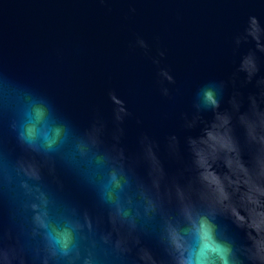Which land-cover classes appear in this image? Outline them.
Listing matches in <instances>:
<instances>
[{"label":"water","instance_id":"95a60500","mask_svg":"<svg viewBox=\"0 0 264 264\" xmlns=\"http://www.w3.org/2000/svg\"><path fill=\"white\" fill-rule=\"evenodd\" d=\"M197 215L264 264V0H0V264H178Z\"/></svg>","mask_w":264,"mask_h":264},{"label":"clouds","instance_id":"9594fccd","mask_svg":"<svg viewBox=\"0 0 264 264\" xmlns=\"http://www.w3.org/2000/svg\"><path fill=\"white\" fill-rule=\"evenodd\" d=\"M138 43L142 47H147L143 39ZM202 101L206 108H215L219 103L215 90L211 88L203 91ZM42 118L43 110L39 108L28 115V123L25 124L21 135L30 143L39 137L51 143L48 131L43 127H37ZM56 240L66 246L65 235L57 236ZM172 240L181 253L178 264H237L231 244L217 238L216 225L206 215L190 217L186 236L174 231Z\"/></svg>","mask_w":264,"mask_h":264}]
</instances>
